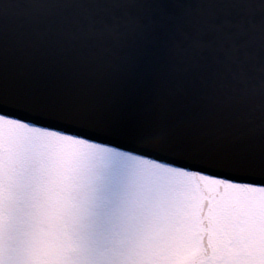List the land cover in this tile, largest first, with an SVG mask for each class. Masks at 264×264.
<instances>
[{
	"label": "snow or ice",
	"instance_id": "obj_1",
	"mask_svg": "<svg viewBox=\"0 0 264 264\" xmlns=\"http://www.w3.org/2000/svg\"><path fill=\"white\" fill-rule=\"evenodd\" d=\"M89 79L102 86L86 88ZM0 199L12 213L55 191L93 214L90 161L115 152L14 112L111 129L128 111L155 131L151 152L264 177V0H0ZM34 133L35 136H30ZM41 137L55 163L40 169ZM156 160L150 156H144ZM264 190V179L223 178ZM111 246L80 239L64 264H112Z\"/></svg>",
	"mask_w": 264,
	"mask_h": 264
},
{
	"label": "rangeland",
	"instance_id": "obj_2",
	"mask_svg": "<svg viewBox=\"0 0 264 264\" xmlns=\"http://www.w3.org/2000/svg\"><path fill=\"white\" fill-rule=\"evenodd\" d=\"M35 138L36 160L48 172L53 147ZM90 165L99 192L93 214L70 210L55 191L16 213L0 199V264H64L80 239L111 246L112 264H264V190L119 150L95 153Z\"/></svg>",
	"mask_w": 264,
	"mask_h": 264
},
{
	"label": "water",
	"instance_id": "obj_3",
	"mask_svg": "<svg viewBox=\"0 0 264 264\" xmlns=\"http://www.w3.org/2000/svg\"><path fill=\"white\" fill-rule=\"evenodd\" d=\"M83 85L86 88H91L96 92L102 91V86L94 81L85 79ZM0 111H9L13 112L12 109H0ZM14 114L19 115L24 120L36 124L37 126L49 128L53 130H59L66 133L74 134L76 136L84 137L91 141L96 142L102 146H108L110 148L122 151L127 154H132L142 158L149 159L167 166H176L167 163L174 162L179 165L188 166L192 170L203 169L207 173L216 174L217 176L223 178H235V179H251V180H260L264 177L260 176H246L242 173H237L233 170L224 169L217 167L209 160L203 159H187L179 156L173 155H161L158 153L151 152L146 148L141 142L142 137L150 134L155 131L150 125L143 122L138 116H132L128 111L117 112L113 115V126L111 129H100V128H91L79 123L58 119L55 117L48 116L43 113H32L27 111L14 112ZM150 156L156 160L150 159ZM191 171L188 169H184ZM193 172V171H192ZM207 204L204 208V213L206 211ZM208 236L204 237V246L208 248Z\"/></svg>",
	"mask_w": 264,
	"mask_h": 264
}]
</instances>
